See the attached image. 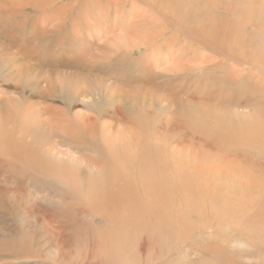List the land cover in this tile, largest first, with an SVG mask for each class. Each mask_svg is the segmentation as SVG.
Listing matches in <instances>:
<instances>
[{
    "label": "rangeland",
    "instance_id": "obj_1",
    "mask_svg": "<svg viewBox=\"0 0 264 264\" xmlns=\"http://www.w3.org/2000/svg\"><path fill=\"white\" fill-rule=\"evenodd\" d=\"M98 29L105 31L102 34L107 35L110 42H116L114 49L119 56L107 52L111 47H104L106 40L100 37ZM122 46H133V64L128 63L130 56L121 53ZM57 75H63V79L77 84L82 91L76 100L58 92L44 101L66 110L67 121L79 112L90 113L97 119L94 142L102 147V152L92 153L93 156L100 157L102 153L108 156L109 144L101 140L105 123L114 122L111 135L118 142V146L113 144L114 150L128 141L121 137L127 135L132 125L131 151L133 163L138 164L133 169V185L125 179L123 185V178L112 175L109 168L98 171L80 162L73 163L76 165L73 171L68 163L61 167L68 161L67 155L79 158L88 154L84 149L81 153L68 152L66 144L62 143L56 152L40 156L41 152L36 151L31 140L33 137H25L22 141L36 151L29 165H18L10 170L6 162L0 164V264H264V218L249 220L247 226L257 236L244 241L233 228L235 224H242L240 204L218 199L221 193L236 195L233 193H239L240 188L217 177L203 190L198 183L185 178V172L181 175L182 181L173 180L170 173L177 164L191 167L193 161L189 155L194 150H203V153L206 150L204 156L210 155L215 162L217 158L223 159L224 152L242 153L244 157L238 159L232 155L222 163V159H218L215 175L224 171L221 164L226 160L235 166L248 163L250 177L261 184L257 195L264 196L263 176L260 178L258 174L264 164V0H0V157H7V145L17 148L16 144L21 142L19 130L28 123L23 121L24 106L42 101V83L34 88L32 82L45 78L61 80ZM17 88L24 93H19ZM237 95L243 101L237 103ZM236 97L238 100L233 101ZM112 105L122 107L126 114L122 126L117 116L114 118L110 112L115 108ZM66 124L70 127L69 121ZM35 125L30 129L31 134L47 135L44 126H39L37 121ZM28 126L25 127L27 133ZM157 129L163 130L166 147L159 141L158 136L162 134H158ZM75 132L83 135L77 128ZM223 137L228 140L222 141ZM236 139L237 145L232 146ZM206 140H209L207 146L204 145ZM209 142L220 146L221 150H210L207 148ZM164 148L167 150L165 157L160 158ZM63 151H67V155ZM37 159L47 162L48 167ZM147 164L150 167H146ZM103 171L106 176L101 184L99 175ZM65 175L69 177L64 179ZM128 184L130 186H126ZM108 187L116 188L117 192L110 195ZM120 187L123 192L118 189ZM108 197L125 200L124 208L122 202H118L121 211L118 207H104ZM234 199L239 201L238 197ZM93 200L98 202L92 203ZM129 201H133L132 206ZM231 207L237 211H230ZM112 210L115 215H111ZM114 220L118 221L115 226ZM231 224L234 225L231 227ZM253 239H256L254 245L250 243Z\"/></svg>",
    "mask_w": 264,
    "mask_h": 264
},
{
    "label": "bare ground",
    "instance_id": "obj_2",
    "mask_svg": "<svg viewBox=\"0 0 264 264\" xmlns=\"http://www.w3.org/2000/svg\"><path fill=\"white\" fill-rule=\"evenodd\" d=\"M76 22H78V21H76ZM80 22V21H79ZM78 22V23H79ZM87 22V21H86ZM68 23H70V22H68ZM74 23V22H73ZM78 23H76V25H78ZM80 23H82V22H80ZM75 24V23H74ZM80 25V24H79ZM62 26V25H61ZM105 26V25H104ZM103 26V27H104ZM113 26V25H112ZM111 26V28H113ZM44 27V26H43ZM47 27V26H46ZM95 26H93V28H94ZM106 27H108L109 28V26H106ZM105 27V28H106ZM53 28L55 29V26H53ZM78 28V27H77ZM110 28V30H113V29H111ZM53 29V30H54ZM99 31H98V33H100V35L102 34V33H105V31L104 30H101V29H98ZM44 32H46V31H44ZM55 32V31H54ZM108 32V31H107ZM90 33V32H89ZM108 33H112V32H108ZM40 34H42L41 32H40ZM45 34H47L48 35V33H45ZM63 34V33H62ZM65 34V33H64ZM77 34V33H76ZM75 34V35H76ZM81 34V33H80ZM91 34V33H90ZM26 35V34H25ZM82 35V34H81ZM30 36V35H29ZM54 36V35H53ZM65 37L67 36V34H65L64 35ZM78 36V35H77ZM96 36V35H95ZM105 37V39L104 40H106V42L104 41L103 42V39H102V41L101 42H103V44H105L104 45V47H111L110 49L111 50H109V51H107V52H110L111 54H112V56H113V54H115V55H117V56H119L120 55V53H118V51H116L117 49L115 48L114 49V46H115V41H113V42H110L111 41V39L109 40L108 39V36L107 35H101L100 37ZM34 37H36V36H34ZM49 38V37H48ZM47 38V39H48ZM79 39V38H78ZM98 39H100V38H97V40ZM124 39H125V37H124ZM70 40H71V38H70ZM73 40V39H72ZM96 40V41H97ZM62 41V40H61ZM74 41V40H73ZM77 41V40H76ZM88 41V40H87ZM34 42V41H33ZM32 42V43H33ZM57 42V41H56ZM59 42V41H58ZM63 42V45L65 46V44H64V41H62ZM89 42V41H88ZM98 42H100V40L98 41ZM115 42V43H114ZM122 42V41H121ZM67 43V42H66ZM70 43V42H69ZM71 43H72V41H71ZM214 43V42H213ZM78 44H81V43H78ZM97 44V46H98V43H96ZM95 44V45H96ZM102 44V45H103ZM41 45V44H40ZM66 45H68V44H66ZM87 45V44H86ZM94 45V44H93ZM143 45V44H142ZM75 46V45H74ZM79 46V45H78ZM78 46H77V48H78ZM89 46V45H88ZM104 47H102V48H104ZM123 47V46H122ZM141 47V46H140ZM76 48V47H75ZM94 48H96V47H93V49ZM33 49V48H32ZM46 49V48H45ZM80 49V48H79ZM83 49V48H82ZM122 50H121V53L123 54V55H126V56H130L129 58H130V60H128V63H131V64H133V46H126V47H123V48H121ZM100 50H102L101 48H100ZM76 51V50H75ZM97 51V50H96ZM103 51V50H102ZM81 52H83V50L81 51ZM58 53V52H57ZM95 53V52H94ZM79 54V53H78ZM109 54V53H108ZM60 56V55H59ZM79 56H80V54H79ZM111 56V57H112ZM110 57V58H111ZM80 58V57H79ZM82 58H84V57H82ZM106 58H108V57H106ZM128 58V57H127ZM126 58V59H127ZM128 58V59H129ZM58 59V58H57ZM91 59V58H90ZM95 60H96V57H95ZM104 60H105V57H104ZM254 60V59H253ZM13 61H14V59H13ZM94 61V60H93ZM107 61V60H106ZM124 61V60H123ZM252 61V60H251ZM102 62H104V61H102ZM10 63V62H9ZM17 62H14L13 64H16ZM83 64L85 63V61H83L82 62ZM92 62H90V64H91ZM68 64V63H67ZM79 64H81V63H79ZM105 65V64H104ZM20 66V65H19ZM18 66V67H19ZM82 66V65H81ZM91 66H94V64L93 65H90V67ZM13 67V66H12ZM21 67V66H20ZM84 67V66H83ZM93 68V67H92ZM81 70V69H80ZM89 70H90V68H89ZM92 70V69H91ZM90 70V71H91ZM56 71V70H55ZM77 71V70H76ZM98 71V70H97ZM17 72V71H16ZM19 72V71H18ZM79 72V71H78ZM85 72V71H84ZM55 73V72H54ZM57 73V72H56ZM55 73V74H56ZM86 73V72H85ZM82 74V73H81ZM101 74V73H100ZM76 75H78V74H76ZM57 76H60V78H61V80L59 79L58 81H56V79L55 78H53V79H49V80H47L46 78L45 79H43V80H41V81H39V80H37V81H34V82H32V84H33V86H34V88H39V82H41L42 83V90H41V96H40V98H41V100L42 101H40L41 103H30V104H27V105H25L24 106V109H23V111H24V115H23V121L26 123V122H28L27 123V125H29L28 126V129H29V132L27 133V129H25V127L27 126H23L20 130H19V135H20V140H21V142L20 143H18V144H16L17 145V148H15L16 146L15 145H13V144H10V145H7V147H6V151H7V157L5 156V157H0V164H1V162L2 163H5L6 162V164L8 165H6L7 167H10V170L11 169H13L14 170V168H15V166L17 167L18 165H22V164H27L28 163V165H29V163H30V161H32V156H33V154H34V147L36 148V151L38 150V151H40L41 152V155L40 156H44V155H49V154H51L50 152H52V151H55L56 152V150L58 149V147H59V145H61L62 143V145H65L66 144V147H67V151L68 152H70L71 150H75L76 152H80L81 153V151L84 149V151L86 150V151H88L87 153L88 154H85L83 157H77V156H73V155H67V151H63L64 153L63 154H65V155H67V162L66 161H64V163L63 164H61V165H63V166H61V167H66V165H67V163L68 164H70V165H68V168H74V166H76L75 164L73 165V163H76L77 164V162H80V163H84V165L86 166V168L87 167H89V166H92V167H94V168H96L98 171L99 170H105V169H107V168H109L110 169V172H113V174L112 175H116L117 177H122L123 178V185H124V179L126 180V181H128V182H130L131 180H133V169L135 168V166L136 165H138V164H136L135 163V161H134V163H133V152L131 151V150H133V127H132V125L131 126H129L128 128L130 129L129 131H128V133H127V135H125L124 137H123V135H122V137H121V139H127L128 141L127 142H125L124 144H123V147H119V149H117V150H114L115 148H114V146H113V144H116L117 146H118V142L115 140V138H114V136L112 137V135H111V133H112V130H113V128H114V122H111V121H109L108 123H105L106 125H105V127H104V134L103 135H101V138H102V136H103V139H101V140H105V142L107 141V144H109V152H108V156H104L103 154L104 153H102L101 154V156L99 157V156H93V154L92 153H95V152H97V153H100V152H102V147L100 146H98V143L96 144L95 142H94V139L96 138V122H97V119L94 117V116H92L90 113H87V112H79V113H74V114H72V118L69 120L68 119V121H69V123H70V127H68L69 125H67L66 123L68 122L67 121V114L68 113H66L65 111H63V108L62 109H60L61 107H59V109H58V107L56 108V107H53L52 105H49L48 103L46 104L45 102L46 101H44V98H52L53 96H56V94L55 93H62V92H64L66 95H70V96H72L73 98H74V100H76V99H78V95L81 93V88L77 85V84H74V83H71V82H68V81H66L65 79H63V75H57ZM85 76V75H84ZM19 77V76H18ZM94 77V76H93ZM78 77L76 76V78L75 79H77ZM79 78H80V76H79ZM95 79H96V77H95ZM97 80H100V79H98L97 78ZM8 81V80H7ZM29 81V80H28ZM96 81V80H95ZM73 82V81H72ZM98 82V81H97ZM233 82V81H232ZM235 82V81H234ZM241 82V81H240ZM256 82V81H255ZM30 83V82H29ZM101 83V82H100ZM91 84V83H90ZM90 84H88L89 86H90ZM92 85V84H91ZM98 85V83L96 84V86ZM229 85V84H228ZM32 86V87H33ZM83 86H84V83H83ZM91 87H93V85L91 86ZM30 88V87H29ZM87 88H89V87H87ZM17 89H19L18 90V92L19 93H21V94H23L24 92H23V90H21L20 88H17ZM92 89V88H91ZM228 90H229V88H228ZM233 90H235V89H233ZM31 90H29V92H30ZM85 91V90H84ZM36 92V91H35ZM31 93V92H30ZM219 93H221V92H219ZM85 94H88L86 91H85ZM230 94V93H229ZM237 94V93H236ZM32 95V94H31ZM245 95V94H244ZM35 96V95H34ZM234 96V95H233ZM242 96V95H241ZM237 97H238V99H237ZM237 97L235 98V99H233V101L235 100V101H237V103H239V102H241V101H243V100H241L240 98H239V96L237 95ZM245 97H246V95H245ZM18 99V98H17ZM71 99V98H70ZM227 99H230V98H227ZM243 99V98H242ZM245 99V98H244ZM248 99V98H247ZM223 100V99H222ZM221 100V101H222ZM251 100V99H250ZM58 101H60V100H58ZM164 101V100H163ZM227 101V100H226ZM229 102H231L232 100H228ZM252 101V100H251ZM178 102V101H177ZM232 103V102H231ZM236 103V104H237ZM69 104V103H68ZM113 104H115V103H113ZM194 104V103H193ZM229 104V103H228ZM233 104H234V102H233ZM13 107H15L14 106V104H13V106H12V108ZM112 107H115V106H113L112 105ZM17 108V107H16ZM21 109V108H20ZM16 110V109H15ZM123 111V109H122V107H120V106H118V107H115V108H113L112 110H110V112H111V114H113L114 115V118H116V116H117V118H118V120H119V126H122L123 125V123H124V121H125V119H124V117H126V116H124V115H126L124 112H122ZM193 111V110H192ZM10 113H12V112H10ZM13 113H14V111H13ZM223 113V112H222ZM9 114V113H8ZM256 114V113H255ZM32 115H34V118L32 117ZM124 116V117H123ZM221 116V115H220ZM256 117V116H255ZM218 118V117H217ZM235 118H237V117H235ZM129 119V118H128ZM128 119L126 118V121H128ZM217 120V119H216ZM219 120V119H218ZM237 120L239 121V119L237 118ZM236 120V121H237ZM242 120V119H241ZM240 120V122H242ZM4 121H5V119H4ZM34 121V123H32ZM38 122L39 123V126H44L45 127V129H47L46 131L48 132V133H46L47 135H44V133H42V132H40V134H37L36 132H32V134L30 133V129H31V127L34 125V126H36L35 125V122ZM133 121V120H132ZM229 121V123H230V120H228ZM235 121V122H236ZM256 121V120H255ZM129 122V121H128ZM130 122H131V120H130ZM251 122V121H250ZM133 123V122H132ZM232 123H233V121H232ZM237 123V122H236ZM245 123H247V122H245ZM9 124V123H8ZM131 124V123H130ZM161 124V123H160ZM233 124H235V123H233ZM2 125H3V123H2ZM65 125H67V127L65 126ZM164 125V124H163ZM162 125V126H163ZM33 126V127H34ZM104 126V125H103ZM118 126V125H117ZM159 126V125H158ZM216 126V125H215ZM234 126V125H233ZM232 126V127H233ZM236 126V125H235ZM239 126V125H238ZM249 126V125H248ZM256 126V125H255ZM262 126V125H261ZM32 127V128H33ZM165 127H167L166 125H165ZM252 127V126H251ZM257 127V126H256ZM79 129L80 131H82L83 132V135L82 136H79L76 132H75V129ZM220 128V127H219ZM218 128V129H219ZM223 128V127H222ZM242 128V127H241ZM254 128V127H253ZM252 128V129H253ZM11 129V128H10ZM225 129V128H224ZM236 129V128H235ZM242 129H245L246 130V128H242ZM259 129V128H258ZM220 130V129H219ZM218 130V131H219ZM229 130H232V129H229ZM237 130V129H236ZM260 130V129H259ZM263 131H264V129H262ZM37 131V130H36ZM45 131V132H46ZM156 131H158V134H162V136L160 137V135L158 136L159 137V141L160 142H162V146L164 145V147H166V144H164V142H166V140H165V137H164V135H163V130H156ZM156 131H155V133H156ZM241 131V130H240ZM107 132V133H106ZM161 132V133H160ZM220 132V131H219ZM238 132V131H237ZM237 132H235V135L236 136H238V133ZM229 133H230V131H229ZM233 133V132H232ZM255 133V132H254ZM1 134V133H0ZM26 134V135H25ZM54 134V135H53ZM85 134H86V136L87 137H85ZM100 134H101V131H100ZM241 134V133H240ZM239 134V135H240ZM243 134V133H242ZM257 134H258V132H257ZM9 135V134H8ZM18 135V134H17ZM99 135V134H98ZM97 135V136H98ZM30 137V136H32L33 138L31 139L33 142H34V147L32 148V147H30L29 146V144H26V143H24L22 140L25 138V137ZM46 136H48V137H46ZM157 136V135H156ZM224 136H226V135H224ZM152 137V136H151ZM163 137V138H162ZM203 137V136H202ZM246 137H247V135H246ZM111 138H113V139H111ZM234 138H235V136H234ZM239 138V137H238ZM245 138V137H244ZM248 138V137H247ZM195 139V138H194ZM216 139V138H215ZM231 140H232V138H230ZM243 139V138H242ZM156 140V139H155ZM189 140V139H188ZM197 140H200V139H197ZM202 140V139H201ZM224 140H228L226 137H223V140L222 141H224ZM240 140V139H239ZM245 140V139H244ZM244 140H242V141H244ZM257 140V139H256ZM187 141V140H186ZM203 141V140H202ZM209 140H206V143L204 144V145H206L207 146V142H208ZM235 141V140H234ZM264 141V140H263ZM19 142V141H18ZM205 142V141H204ZM230 142V141H229ZM233 142V141H232ZM231 142V143H232ZM237 142V139H236V141L235 142H233L234 143V145H232V146H235V145H237V144H235ZM241 142V141H240ZM245 142V141H244ZM250 142V141H249ZM248 142V143H249ZM252 143H253V141H251ZM65 143V144H64ZM224 143V142H223ZM247 143V144H248ZM264 143V142H263ZM32 144V143H31ZM53 144H57L56 146L55 145H53ZM142 144V143H141ZM201 144H203V143H201ZM226 144V143H225ZM61 145V146H62ZM104 146L106 145V144H103ZM227 145V144H226ZM103 146V147H104ZM206 146H205V148H206ZM228 146V145H227ZM194 147V146H193ZM220 147V146H219ZM218 146H216V145H213V143L211 142H209V144H208V147L207 148H210V150H213V149H216L217 151L218 150H221V148H219ZM222 147V146H221ZM238 147V146H237ZM202 148V147H201ZM204 148V147H203ZM235 148V147H234ZM106 149V148H105ZM154 149V148H153ZM158 149V148H157ZM156 149V150H157ZM0 150H2V149H0ZM104 150V149H103ZM222 150H228V149H223L222 148ZM35 151V152H36ZM161 151H163V150H160V152ZM166 151L167 150H165V148H164V151L161 153V156H160V158H163V157H165V153H166ZM203 151V150H202ZM202 151H199V150H194V152L193 153H191L190 155H189V158H191V160L193 161V163H192V166L190 167V166H188L189 164H185V166H183L182 164H181V166H179L178 164H177V166L175 167V166H173L172 167V171L170 172L171 173V177H172V179L173 180H175L174 178H178V179H181V181H182V178H181V175H183L184 174V172H185V178H188V179H191V181H194V182H196V183H198L199 185H198V187L199 188H201V189H206V188H209L210 187V185L215 181V179L217 178V177H220V179L221 178H223V181L227 184L228 182H231V183H229L230 184V186H232V187H235V186H237V188H240V192L239 193H233V194H236V195H226V194H222L221 192H219V193H221L220 195H218V199H223V201L225 202V203H232V204H234V205H239L240 204V207L238 208V209H240V210H242V212L243 213H241L242 215H241V221H242V224H241V226H240V223H239V225H237V224H231V227H232V225H234V229L235 230H238L239 231V233H240V236H241V238H242V240H244V241H246L247 239H251L252 240V237L254 236H257V233L252 229V228H250V226H247V224H248V222H249V220H255L256 221V219L255 218H257V219H260V216L262 217V219L264 218L263 216L264 215H262V212H264V196H259V195H257V193H259L258 191H261V184L260 183H258L259 181H258V179H252V177H250V172H251V167H249L248 166V163H244L243 165L241 164V166H235V165H233L232 163H228L229 162V160H226V161H224L223 163L224 164H221L222 165V168H224V171L221 173V174H219V176H216L215 174V170L219 167V163H218V159H220V158H217V161L215 162V161H211V158L209 157L210 155H208V156H204V153H207V151L205 150L204 151V153L202 152ZM240 151V150H239ZM104 152V151H103ZM165 152V153H164ZM106 153V152H105ZM150 153L152 154V155H154V152L152 151V150H150ZM159 153V152H158ZM223 153V152H222ZM221 153V154H222ZM239 153H241V152H239ZM244 153V152H243ZM11 154V155H10ZM56 154V153H55ZM58 154V153H57ZM71 154V153H70ZM74 154H75V152H74ZM84 154V153H83ZM107 154V153H106ZM160 154V153H159ZM211 154V153H210ZM245 154V153H244ZM54 155V154H53ZM166 155H168V154H166ZM223 155V154H222ZM221 155V156H222ZM229 155H232V157L233 158H235V159H238V158H241V156H243L244 157V155L241 153L240 155H238V154H236V153H230V152H224V157H223V159L225 158V159H228L230 156ZM247 155V154H246ZM0 156H1V154H0ZM51 156V155H50ZM188 156V155H187ZM252 156V155H251ZM250 156V157H251ZM34 157V156H33ZM38 157V156H37ZM46 157V156H45ZM88 157V158H87ZM135 157H137V156H135ZM242 157V158H243ZM41 158V157H40ZM50 158V157H49ZM141 158V157H140ZM158 158V157H157ZM167 158H168V156H167ZM44 159V158H43ZM45 159H47V158H45ZM52 158H50V160H51ZM222 159V158H221ZM223 159L222 160H220L221 161V163H222V161H223ZM224 159V160H225ZM235 159H233V160H235ZM243 159H245V158H243ZM37 160H39V161H41V159H37ZM48 160V159H47ZM135 160V159H134ZM137 160H138V158H137ZM141 160V159H140ZM162 160V159H161ZM214 160V159H213ZM216 160V159H215ZM249 160V159H248ZM34 161H35V159H34ZM43 161V160H42ZM41 161V164H43L44 162H42ZM58 161V160H57ZM149 161V160H148ZM167 161V160H166ZM172 161H174V160H172ZM178 160L176 159V161H175V163L177 162ZM180 161H182V160H180ZM230 161H232L231 159H230ZM50 162V161H49ZM56 162V161H55ZM54 162V163H55ZM106 162V163H105ZM137 162V161H136ZM144 161H141V163H143ZM155 163H156V161H154ZM171 162V161H170ZM227 162V164H225ZM235 162V161H234ZM244 162H246V161H244ZM60 163H61V161H60ZM92 163V164H91ZM139 163V162H138ZM160 163V162H159ZM178 163V162H177ZM186 163V162H185ZM236 163V162H235ZM234 163V164H235ZM36 164H39V162L37 161V163ZM45 164V163H44ZM72 164V165H71ZM79 164V163H78ZM108 164V165H107ZM135 164V165H134ZM140 164V163H139ZM144 164H146V163H144ZM167 163H165L164 162V166L166 165ZM170 164V163H169ZM255 164V163H254ZM5 165V164H4ZM47 167H48V165H47V162H46V164H45ZM107 165V166H106ZM142 166H143V169H144V165L143 164H141ZM140 165V166H141ZM148 165L149 164H147V166L146 167H148ZM153 165V164H152ZM152 165H151V167H152ZM157 165H159V164H156V166ZM161 165V164H160ZM162 165V167H164ZM172 165V164H171ZM174 165V164H173ZM238 165V164H237ZM44 166V165H43ZM51 166V165H50ZM80 166V165H79ZM188 166V167H187ZM262 168H261V170H262V172L261 173H258V174H260V178L263 176V178H261V180H264V164H262ZM41 167V166H40ZM46 167V168H47ZM84 167V166H83ZM139 167V166H138ZM149 167H150V165H149ZM169 167V166H168ZM190 167V168H189ZM31 168H33V166H31ZM44 168V167H43ZM46 168H44V169H46ZM52 167H50V169H51ZM79 168V167H78ZM86 168H84V171H85V169ZM166 168V169H165ZM170 168V167H169ZM168 168V169H169ZM184 168H186V171L184 170ZM6 169V168H5ZM4 169V170H5ZM9 169V168H8ZM36 169V168H35ZM44 169H43V171H44ZM48 169V168H47ZM62 169V168H61ZM139 169H140V167H139ZM149 169V168H148ZM151 170H152V168H150ZM164 169L165 170H167V165H166V167H164ZM74 170H75V168H74ZM94 170V169H93ZM113 170H115V171H113ZM140 170H142V168L140 169ZM147 170V169H146ZM145 170V171H146ZM155 170V169H154ZM27 171V170H26ZM29 171V170H28ZM48 171V170H47ZM47 171H45V172H47ZM51 171L53 172V170L51 169ZM64 171V170H63ZM63 171H61V172H63ZM72 171H73V169H72ZM77 171L79 172V171H82V170H78L77 169ZM87 171H90V169L88 170L87 169ZM96 171V170H95ZM144 171V172H145ZM220 171V170H219ZM58 172H59V170H58ZM57 172V173H58ZM71 172V171H70ZM101 172V171H100ZM142 172V171H141ZM148 171H146V173H147ZM162 172V171H161ZM160 172V173H161ZM163 172H165V171H163ZM22 173V172H21ZM36 173V172H35ZM77 172H75V174H76ZM106 172H102V174L101 175H99L101 178H100V183L103 181L104 182V180H103V178H105V176H106V174H105ZM149 173H152V171L150 172L149 171ZM148 173V174H149ZM256 173V172H255ZM40 175L42 174V173H39ZM47 174V173H46ZM85 174V173H84ZM139 174H141L140 172H139ZM143 174V173H142ZM162 174V173H161ZM164 174V173H163ZM32 175H34V174H32ZM49 175H51V174H49ZM62 175V174H61ZM88 175V174H87ZM146 175V174H145ZM151 175V174H150ZM26 176V175H25ZM35 176V175H34ZM67 175H65L63 178L65 179V177H66ZM82 176V175H81ZM90 176V175H89ZM89 176H87V177H89ZM91 176H93V174H91ZM99 176H98V178H99ZM137 176V175H136ZM142 176V175H141ZM158 176V175H157ZM58 177V176H57ZM56 177V178H57ZM67 177H69V176H67ZM66 177V178H67ZM73 177H74V175H73ZM72 177V178H73ZM83 177V176H82ZM96 177V176H95ZM113 177V176H112ZM143 177V176H142ZM142 177H141V180H142ZM145 177V176H144ZM160 177V176H159ZM192 177V178H191ZM256 177H257V175H256ZM255 177V178H256ZM29 178V177H28ZM42 178V177H41ZM51 178V177H50ZM93 178H94V176H93ZM98 178H97V181H98ZM148 178V177H147ZM153 178V177H152ZM162 178V177H161ZM184 178V177H183ZM226 178V179H225ZM52 179V178H51ZM60 178H58V180H59ZM63 179V180H64ZM88 179H90V178H88ZM95 179V178H94ZM139 179L140 178H138L137 180L139 181ZM150 179H151V177H150ZM159 179V178H158ZM107 180V179H106ZM145 179L143 178V181H144ZM161 180V179H160ZM187 180V179H186ZM217 180V179H216ZM55 181V180H54ZM99 181H98V184H99ZM142 181V182H143ZM151 181H153L152 179H151ZM163 181V180H162ZM176 181V180H175ZM179 181V180H178ZM180 181V182H181ZM190 181V182H191ZM221 181H222V179H221ZM228 181V182H227ZM59 182H60V180H59ZM62 182H64V181H62ZM94 182V180L92 181V183ZM132 182V183H131ZM130 183H131V186L133 185V181H131ZM141 182V183H142ZM186 182H188V181H186ZM66 183H67V181H66ZM66 183H65V186H66ZM91 183V184H92ZM97 183V182H96ZM144 184L146 183V182H143ZM159 183H161V182H159ZM159 183H158V185H159ZM183 183V182H182ZM102 184V183H101ZM104 184V183H103ZM110 184V183H109ZM121 184V185H122ZM126 184V183H125ZM136 184V183H135ZM144 184H142V187H143V185ZM171 184V183H170ZM186 184V183H185ZM188 184H189V182H188ZM263 184V183H262ZM94 185H95V183H94ZM117 185V184H116ZM120 185V186H121ZM122 185V186H123ZM147 185V184H146ZM174 185H175V183H174ZM193 185V184H192ZM106 186V185H105ZM126 186H130V184H128V185H126ZM168 186V185H167ZM189 186V185H188ZM263 186V185H262ZM103 185H102V189H103ZM107 187V186H106ZM175 187V186H174ZM190 187V186H189ZM1 188V187H0ZM92 188V190H94V188L93 187H91ZM96 188V187H95ZM98 188V187H97ZM109 188V187H108ZM144 188V187H143ZM157 188V187H156ZM161 188H162V185H161ZM165 188V187H164ZM169 188V187H168ZM176 188V187H175ZM116 188H109V190H108V192H110V195H114V194H112V192L113 191H115V193L117 192V190H115ZM118 189H122V192H123V188L122 187H120V188H118ZM130 189H132V187L130 188ZM163 189V188H162ZM161 189V190H162ZM189 189V188H188ZM3 190V189H2ZM5 190V189H4ZM127 190V189H126ZM133 190V189H132ZM150 190V189H149ZM230 190V189H229ZM263 190H264V188H263ZM96 191H99V190H96ZM104 190H102L101 191V194L103 195L104 194V192H103ZM119 191V190H118ZM128 191V190H127ZM153 191V190H152ZM164 191V190H163ZM162 191V192H163ZM199 191V190H198ZM222 191H224V190H222ZM93 192V191H92ZM144 192V191H143ZM201 192V191H200ZM16 193V192H15ZM120 193H121V190H120ZM124 193H125V191H124ZM141 193H142V191H141ZM151 193V192H150ZM149 193V194H150ZM154 193H155V191H154ZM122 194V193H121ZM153 194V193H152ZM158 194V193H157ZM253 194H256V195H253ZM125 195H127V193L125 194ZM124 195V196H125ZM156 195V194H155ZM17 196V195H16ZM98 196H100V195H98ZM128 196V195H127ZM89 197V196H88ZM160 197V196H159ZM235 197H238L239 198V201L238 200H236L235 201ZM14 198V197H13ZM97 198V197H96ZM95 198V199H96ZM102 198V197H101ZM101 198H99V199H101ZM116 199H118L117 201L113 198V200H111L109 197L105 200L106 201V205L104 206V207H106V208H110V207H118V202H122V207H123V203H125V200L124 201H121V199H119V198H117L116 197ZM124 199H127V198H125L124 197ZM165 199V198H164ZM169 199V198H168ZM97 200H98V198H97ZM97 200H93L92 201V203H96V201ZM102 200V199H101ZM138 201V200H137ZM140 201V200H139ZM143 201H145V200H143ZM146 201H148V200H146ZM151 201H152V199H151ZM98 202V201H97ZM133 202V201H132ZM131 201H129L128 203L129 204H131V205H129V206H132V203ZM149 202V201H148ZM89 203H91V201L89 202ZM101 203H103V202H101ZM126 203H127V201H126ZM151 203V202H150ZM166 203V202H165ZM177 203V202H176ZM105 204V203H104ZM142 204V203H141ZM147 204V202L145 203V205ZM157 204V203H156ZM169 204V203H168ZM87 205V204H86ZM92 207H93V205L92 204H90ZM90 205H88L87 207H90ZM97 205V204H96ZM95 205V206H96ZM149 205V204H148ZM166 205V204H165ZM99 206V205H98ZM124 206H125V209H126V205L124 204ZM150 206V205H149ZM149 206H148V208H149ZM153 205H151V207H152ZM86 207V208H87ZM103 207V204H102V208H104ZM256 209L255 211H252L251 209H254V208ZM91 208V207H90ZM120 208L121 207H118L117 209H119L120 210ZM124 208V207H123ZM153 208V207H152ZM157 209H158V205H157V207H156ZM95 209H96V207H95ZM122 209V208H121ZM145 208H143V210H144ZM151 209V208H150ZM154 209V208H153ZM160 209V208H159ZM163 209H164V207H163ZM235 209V208H234ZM233 209V210H234ZM79 210V209H78ZM91 210V209H90ZM124 210V209H123ZM136 210H138V209H136ZM146 210H148V209H146ZM165 210H167V209H165ZM232 210V207H231V209H230V211H233ZM236 210V209H235ZM93 211V210H92ZM92 211H91V213H90V215L89 216H91V214H92ZM116 211H118V210H116ZM121 211V210H120ZM145 211V210H144ZM153 211V210H152ZM152 211H151V213H152ZM156 211V210H155ZM154 211V212H155ZM164 211V210H163ZM237 211V210H236ZM98 212V211H97ZM114 211L112 210V214L111 215H115V213H113ZM83 213V212H82ZM87 213H89V212H87ZM109 213H111V212H109ZM122 213V212H121ZM126 213V212H125ZM124 213V214H125ZM133 213V212H132ZM144 213V212H143ZM230 213H233V212H230ZM235 213V212H234ZM85 214H86V212H85ZM95 214V213H94ZM108 213H107V211H106V215H107ZM128 214H129V212H128ZM153 214V213H152ZM159 214V213H158ZM110 214H108V216H109ZM118 215V214H117ZM120 215V214H119ZM127 215V214H126ZM126 215L125 216H123V217H126ZM151 215V214H150ZM156 215H157V213H156ZM227 215V214H226ZM107 216V218H110V217H108ZM122 217V218H123ZM149 217V216H148ZM151 217V216H150ZM157 217H158V215H157ZM160 217V216H159ZM158 217V218H159ZM226 217V216H225ZM92 218V217H91ZM98 218V217H97ZM117 218H119V217H117ZM122 218H120V219H122ZM152 218V217H151ZM151 218H150V220H151ZM224 218V217H223ZM102 219V218H101ZM104 219H105V217H104ZM112 221L113 219H109V221ZM123 220V219H122ZM128 220V219H127ZM133 220V219H132ZM158 220V219H157ZM223 220V219H222ZM229 220V219H228ZM108 221V222H109ZM115 221V220H114ZM145 221V220H144ZM104 222H106L105 220H104ZM116 222H118V221H115V222H113V225L115 226V224L114 223H116ZM122 223H123V221H121ZM133 222V221H132ZM155 222V221H154ZM107 223V222H106ZM110 223V222H109ZM157 223V222H156ZM155 223V224H156ZM111 224H112V222H111ZM254 224V223H253ZM124 225V224H123ZM127 226H128V224H126ZM130 225V224H129ZM158 224H156L155 226L156 227H158L157 226ZM255 225V224H254ZM262 225H263V223H262ZM109 227H111L110 225H109ZM113 227V226H112ZM146 227V226H145ZM160 227V226H159ZM253 227H255V226H253ZM95 228V227H94ZM229 229V228H228ZM255 229H257V228H255ZM261 229V228H260ZM260 229H258V230H260ZM146 230V229H145ZM125 231V230H124ZM232 231V230H231ZM125 233H126V231H125ZM256 233V234H255ZM61 237H63V236H61ZM92 237V236H91ZM114 238H116V237H114ZM89 239V238H88ZM94 239H95V237H94ZM93 239V240H94ZM109 239H110V237H109ZM64 240V239H63ZM68 240V239H67ZM87 240V239H86ZM99 241H100V239H99ZM254 241H256V239L254 240L253 239V241H250V243L252 244V245H254L255 244V242ZM64 242V241H63ZM96 242V241H95ZM116 242V241H115ZM233 243V242H232ZM264 243V242H263ZM262 243V244H263ZM58 244V243H57ZM92 244V243H91ZM96 244H97V242H96ZM107 245V244H106ZM227 245V244H226ZM86 247V249H87V246H85ZM89 247V246H88ZM94 247V246H93ZM114 247V246H113ZM98 249H99V247H97ZM107 248H109L108 246H107ZM111 248H112V246H111ZM118 248V247H117ZM58 249H60V248H58ZM85 249V248H84ZM90 249V248H89ZM94 249H95V247H94ZM102 249V248H101ZM96 250V249H95ZM103 250H105V248L103 247ZM119 250V249H118ZM61 251V250H60ZM83 251H85V250H83ZM98 251V250H97ZM109 251H110V249H109ZM108 251V252H109ZM65 252V251H64ZM86 252V251H85ZM87 252H88V250H87ZM101 252H103V251H101ZM81 253V252H80ZM90 253V252H89ZM88 253V254H89ZM110 253V252H109ZM108 253V254H109ZM119 253V252H118ZM66 254V253H65ZM82 254V253H81ZM95 254V253H94ZM97 254V253H96ZM114 254H117L116 252L114 253ZM98 256H99V251H98V254H97ZM81 256H83V255H81ZM85 256V255H84ZM90 256V255H89ZM104 256H105V254H104ZM117 256V255H116ZM100 257V256H99ZM103 257V256H102ZM105 257H107V256H105ZM114 257V256H113ZM113 257H112V259H113ZM66 258V257H65ZM80 258H82V257H80ZM85 258H87V257H85ZM91 258V257H90ZM101 258V257H100ZM100 258H98L99 260H100ZM116 258V257H115ZM118 258V257H117ZM84 259V258H83ZM94 259V258H93ZM102 259V258H101ZM106 259V258H105ZM98 260V261H99ZM141 260V259H140ZM85 261V260H84ZM101 261H103V260H101ZM107 261V260H106ZM81 262V261H80ZM112 262V261H111ZM75 263V262H74ZM83 263H85V262H83ZM87 263V262H86ZM91 263H94V260H93V262L91 261ZM100 263V262H99ZM104 263V262H103ZM107 263V262H106ZM106 263H104V264H106ZM78 264V263H77Z\"/></svg>",
    "mask_w": 264,
    "mask_h": 264
}]
</instances>
